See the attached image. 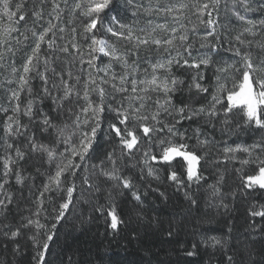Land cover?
Returning <instances> with one entry per match:
<instances>
[{
	"label": "snow or ice",
	"instance_id": "6c2138e0",
	"mask_svg": "<svg viewBox=\"0 0 264 264\" xmlns=\"http://www.w3.org/2000/svg\"><path fill=\"white\" fill-rule=\"evenodd\" d=\"M12 3L13 0H0V68L8 66V57L14 58L20 45L30 42V51L22 58L19 68H17L14 59L10 65L12 78L8 79L7 83H15L16 87L5 88L4 82L0 81V89L7 94V107L0 106V111L5 116L3 136L0 137V146L4 150L3 155L0 156V236L12 242L15 245L13 251L19 254L20 245L17 243V237L25 231L32 233L28 236L34 253L32 264H51L47 260L46 254L51 251V244L57 237V224L64 218L65 211L74 201L73 193L76 190L74 181L79 177L78 170L85 172L81 183L88 185L87 191L89 192L101 191V185L109 181L114 182L113 187L115 188L122 186V189H132V178L123 175L121 165L127 167L124 165V157L126 155L131 157L134 150H139L141 141L147 139L149 147L143 151L142 160L147 167L148 176H155L157 171L149 161H158L170 166L176 157H181L186 162L187 181L198 184L202 179V176L197 172V165L201 157L189 150L186 144H176L167 138L160 139L158 146L162 147V152L159 157L152 154L151 137L161 130L160 125L167 128L171 136H183L184 134L179 133L176 129V124L182 120H192L194 117L200 116L215 118L221 110L227 115L233 110L239 109L243 113L245 124L254 125L257 129H264V17L253 20L235 10L242 9L243 13L264 12V2L234 0L232 14L239 22L240 30L235 36V41L239 46H232L229 50L235 57H239V60L224 68H218L217 71H233L239 78V85L237 88L234 83L233 88L229 90L224 84H219V91L227 92L226 106L221 102V97L214 93L208 106L200 105L198 108L188 104L180 107L173 104L172 94L178 90L179 85L183 84L182 80L173 75V65L188 68H199L200 65L208 66L213 59L211 52L217 51L216 45H211L209 51L193 57L191 51L193 46L188 43L189 36L186 31H180L177 27L170 28L166 22L156 23L153 26L152 20L146 22V27L137 28L135 23L138 21L134 24H124L116 17H112V23L105 26L103 14L109 9L112 0H75L71 12L79 11V15L85 18L83 33L80 34L85 38V45L76 42L77 29L72 27L70 31L73 33V37L70 47L68 44L60 46L56 44L55 40L47 39L49 33L55 35L53 29L57 28V25L53 24L51 20L47 27L37 31L39 21L43 19L44 0L40 2L41 11L33 10L31 12L33 27L25 32H21L20 27L21 22L28 19L27 0H20L15 5V11L11 10ZM64 4L67 6L68 0H64ZM128 4L134 5L137 9L143 7V5H135V0H128ZM220 4L221 0H208L207 3L196 5L200 14L207 12L210 17L207 20L208 26L217 23L211 19L210 9L215 10L218 14ZM254 4H258V7H253ZM186 7L188 5L184 3L160 5L159 0H157V6L153 7L150 0L149 6L144 8V14L148 16L153 13L171 15L174 11L179 12ZM53 14H55V19H60V5L57 0H53L52 12L49 13L50 16ZM136 15L137 12H133V16ZM173 19L178 20L179 17L173 16ZM201 23L204 21L202 20ZM113 25H118L119 29ZM101 28L111 36L123 39L126 42L123 50L110 44L106 39L98 37L96 33ZM64 31V28H59V32L63 33ZM28 32L31 33V37ZM214 32L215 28L213 27V30L206 34L205 41L207 36H212ZM14 34L16 35L14 36ZM246 35L254 38L260 36V39L248 40ZM17 37H23V40ZM60 39H63V36ZM13 40H15V44H13ZM45 43L47 49L43 47ZM253 43L259 49L257 56H253L251 51ZM84 46L88 49L87 60L84 59L85 54L81 52V48ZM200 47L207 48L208 45L202 42ZM71 50H74L75 53L73 60L70 62L65 60V63L74 65L76 61H79L81 65L87 64L89 71L86 72V75L74 73L70 68L67 71H60L54 66L55 62L61 59L59 53L66 57ZM142 52L146 55L142 56ZM173 52L176 53L175 56L172 55ZM97 53L109 58V62L102 68L96 63ZM153 53L156 54L154 62ZM183 53H187V57ZM142 63L148 64V68L151 69L150 73L146 68L143 75L141 74ZM116 65H119V72L114 70ZM84 71L83 68L80 69V73H84ZM100 72H103L104 75H97ZM35 79L41 82L38 91L31 86V82ZM200 79H203V76L199 73L193 76L189 90L194 87L197 93H206L208 89L199 83ZM219 80L220 76H217V82ZM109 88L112 90L111 93ZM24 92L28 94L27 99L23 96ZM116 94H120L119 100H116ZM152 94H156L155 100H153ZM45 100H51L53 111L57 113L56 118L37 106L43 104ZM152 105L155 107L153 108ZM217 105H220V109H217ZM105 113L111 114L107 117L109 122L106 135L118 141L120 156L117 157L116 149H113L98 164L91 165L92 172L89 174L87 162L93 159L98 131L103 130L102 125L106 119ZM61 115H66L67 119L63 123H56V119ZM162 116L170 117L174 123L161 119ZM25 117H27L28 123L24 122ZM223 123L227 125V119ZM35 128H39L42 136L48 137L47 143L42 142V139H37ZM138 129L142 131L143 136L138 135ZM21 139L24 141L23 147L19 144ZM197 142L204 147L211 143L207 138L199 139V129H197ZM61 144L64 145L63 151L59 148ZM252 149H259L261 153H264V144L255 143L251 147L242 149L239 146L237 148L225 147L223 151L227 155L242 150L251 155ZM29 151L40 153L42 157H46L49 165L55 164L54 174L51 170L43 173L46 176V181L43 183L41 197L45 192L63 189L60 195L62 202L58 209L54 208L53 210L52 220L54 222L50 224V228L42 225L38 219L42 201H34L35 211H32L29 216H21L18 223L14 224L8 219L15 201V194L10 190V181L14 177L17 185H25L27 178L23 175L24 170L20 167V162L25 159ZM77 158L80 163L76 162ZM258 160L257 168L251 174L241 177L242 187L247 192H264V159L258 157ZM241 163L248 164L250 161L243 160ZM37 171L39 172V169ZM169 171L168 180L182 186L184 182L177 172L174 169ZM69 177L72 178V182L65 187V181ZM141 178L143 179V174ZM209 188L212 190L213 197L222 195L216 185H209ZM160 195L164 196L165 194L161 192ZM132 196L134 200L141 202V196L137 191H133ZM185 198L192 205L199 206L189 193L185 192ZM109 200L111 201V193ZM212 206L228 208V205L223 201L218 205H209V207ZM16 207L19 208L18 203ZM106 207V215L110 218L109 226L115 231L122 223V219L118 216L116 208L109 205H98L96 211L103 214ZM248 214L253 219L259 217L264 223V203L258 205L254 203L249 208ZM137 218L144 220L139 212ZM149 223H154L159 227L161 221L159 217H154ZM34 228L35 232H33ZM179 231V222L174 218L168 223L166 235L169 238H174ZM260 231L264 232V227H261ZM254 240L253 236V243ZM203 242L220 252L223 257L222 264H264V253H260V260L257 261L254 258L257 253L252 244H247L240 250H233L226 238L213 236ZM73 255L74 253L69 254L67 260L62 258L60 264H75ZM186 255L192 256L194 252L187 251Z\"/></svg>",
	"mask_w": 264,
	"mask_h": 264
},
{
	"label": "trees",
	"instance_id": "16d2710c",
	"mask_svg": "<svg viewBox=\"0 0 264 264\" xmlns=\"http://www.w3.org/2000/svg\"><path fill=\"white\" fill-rule=\"evenodd\" d=\"M52 1L44 0L43 19H46L49 14V5ZM125 1L117 0L114 3L124 4ZM19 2L20 0H13L12 11H15V5ZM40 2L41 0H27L28 19L21 22V32L33 27L31 12L33 10L41 11ZM74 2L75 0H69L68 2L70 3L68 4V12L64 22H62L64 23L62 27H64L65 31L58 36V41L55 40L57 45L64 46L68 44L70 47L73 37V33L70 31L72 27L77 29L76 42L85 45V38L80 36L83 33V22L85 19L83 21L80 20L79 11L76 13L71 12ZM221 2L222 5L218 14L215 10L210 9L212 13L211 19L217 22L213 26L207 25V20L210 17L207 12L203 16L199 14L194 0L181 2L187 4L188 7L176 12L179 19L175 27L179 28L180 31L187 32L189 36L188 43L193 46L191 50L193 57H196L199 53L209 51L211 45H216L217 48V51L211 52L213 59L208 66L200 65L199 68H188L173 65V75L183 81V84L178 86V90L172 94L173 104L177 107L185 104L194 108H198L200 105L208 106L214 93L221 97V102L225 106L227 105V92H220L219 84H224L230 90L233 88L237 76L231 70L218 72L217 69L224 68L239 60V57H235L229 49L232 46H239L235 41V36L240 29L237 24L232 22L229 14L234 0H221ZM260 2H264V0H260ZM114 3L112 1V4ZM253 7H258V4H254ZM246 16L253 20H259L264 17V12H248ZM170 17L171 15L153 13L150 16V20L153 21V26L156 23L166 22L171 28L174 22L169 20ZM200 17L204 21L201 31H205V35L212 31L213 27L215 28L213 35L208 36L206 41H201L199 38L201 32L198 25L202 21ZM137 18H139V14ZM41 21H39V24ZM28 35L31 37L30 32H28ZM96 35L100 37L98 33ZM61 36H63V39H60ZM17 38L23 40V37ZM246 39L259 40L260 36L254 38L246 35ZM202 42L207 43L208 47L201 48ZM29 43L20 45L14 58L8 57V66H6L9 71L8 79L12 78L10 67L12 60H15L16 66L19 68L22 58L30 51ZM13 44H15V40H13ZM125 45L126 42L124 41L116 43V46L121 50H123ZM43 46L45 47L46 45ZM85 48L87 47L81 48V52L84 54H86ZM244 50L247 51L248 49ZM181 51L183 52L182 49ZM251 51L253 56L258 55L259 49L256 48L255 43H253ZM74 54V50H71L66 57L64 54L59 53L58 55L61 56V59L56 61L54 66L60 71H67L70 68L74 73L86 75V72L89 71L87 64L81 65L79 61H76L74 65L65 63V60L72 61ZM183 54L187 57V53ZM141 55L144 56L146 53L142 52ZM172 55L175 56L176 53L173 52ZM97 56L96 63L99 67L102 68L109 62L108 60L105 62L100 53H97ZM152 57L154 62L156 54L153 53ZM84 59H88L87 54L86 56L84 55ZM81 68L85 70L84 73H80ZM146 68L150 73L151 69L148 68V64L142 63V75ZM114 70L119 72V65H116ZM198 73L203 76L199 83L208 89L206 93H197L194 87L189 90L193 76ZM97 75L103 76L104 74L100 72ZM217 76H220L219 82H217ZM8 79L0 77V81L4 82V87H16L15 83L8 84ZM238 85L239 78L237 79V88ZM31 86L38 91L41 82L35 79L31 82ZM108 90L111 93V88ZM26 93L24 92V94ZM152 95L153 100H155L156 94ZM6 96L7 94L0 89V106L7 107ZM119 99L120 94H116V100ZM37 106L54 118L57 117V113L53 111L51 100H45L43 104ZM152 107L154 108L155 106L152 105ZM216 107L220 109V105ZM110 115L105 113L106 119L102 125L103 130L98 131V140L95 144L93 159L87 162L89 174L92 172L91 165L93 163L98 164L113 149H116L117 157L120 156L118 141L106 135L109 122L107 117ZM4 119V113L0 111V137L3 136ZM66 119V115H61L55 122L63 123ZM161 119L174 123L167 116H162ZM225 119L228 121L227 125L223 123ZM24 122L28 123L27 117L24 118ZM160 129L151 137L152 154L159 157L161 152H159L158 141L160 139L167 138L176 144H186L189 150L194 151L201 157L197 165V172L202 176L199 183L187 181L186 167L180 158L173 160L170 166L161 164L158 161H149L157 171L156 176H148L147 167L142 160L143 151L149 147V140L147 139L141 141L139 150H134L131 157L127 155L124 157V165H127V167L121 165L123 175L132 178V189H122V186L121 188H115L113 187L114 182L109 181L101 185V191L89 192L87 191L88 185L81 183L85 172L78 170L79 177L74 181L76 185V190L73 193L74 201L69 209L65 211L64 218L57 224V237L55 242L51 244V251L46 254V258L51 264H60L62 258L67 260V256L73 253L75 264H222L223 257L220 252L203 242L213 236L226 238L233 250H240L245 245L252 244L257 253L254 258L257 261L260 260V253H264V232H261L260 228L264 227V223L259 217L255 219L250 217L248 212L254 203L257 205L264 203V192L245 191L242 187L241 177L251 174L257 168L258 157L259 159H264V153H261L259 149H252L251 155L242 150L226 155L223 150L225 147L237 148L239 146L242 149L251 147L255 143L264 144V129H257L254 125L245 124L243 113L239 109H235L227 115L221 110L215 118L200 116L194 117L192 120H182L179 124H176V129L179 133H183V136H171L163 125H160ZM197 129H199L200 140L207 138L211 141L207 147L197 142ZM34 131L38 140L42 139V142H48V137L42 136L39 128H35ZM137 133L143 136L142 131L139 129ZM182 137H184L183 142H176ZM19 144L23 147L24 141L21 139ZM59 148L63 151L64 145H59ZM3 153V147L0 146V156ZM243 160H248L250 163L242 164L241 161ZM76 162L80 163L78 158ZM20 167L23 168V175L27 179L23 186L17 185L14 177L10 181V190L15 194V201L11 207L8 219L14 224L18 223L21 216H29L32 211H35L36 204L34 201H42L38 219L42 225L50 228V224L54 222L52 220L53 210L54 208L58 209L59 204L62 202L60 195L63 189L45 192L43 197L40 194L43 191V183L46 181V176L43 173L51 170L54 174L55 164L49 165L46 157H42L40 153H31L29 151L25 159L20 162ZM37 169H39V172ZM170 169H174L177 172L180 179L184 182L182 186H178L177 183L168 180ZM142 174L143 179L141 178ZM71 182L72 178L69 177L65 181V187L69 186ZM209 185H216L222 195L213 197ZM133 191L139 193L141 202L133 199ZM161 192L165 195L161 196ZM185 192L189 193L198 202V207L186 200ZM110 193L111 201L109 200ZM221 201L228 205L227 209L215 206L209 207L210 204L218 205ZM17 203L19 208L16 207ZM98 205H109L116 208L122 223L118 225L115 231L109 226L110 218L106 215L107 207L102 214L96 211ZM138 212L141 213L144 220L137 218ZM154 217H159L161 221L159 227L154 223H149ZM174 218L179 222L180 231L174 238H169L166 235V231L168 223ZM33 219H36V217H33ZM35 231L36 229L34 228L33 232ZM31 234L25 231L21 236L17 237V243L20 245L19 254L13 251L15 245L12 242L0 236V264H32L34 253L31 242L28 240V236ZM253 236L255 237L254 243ZM187 251L194 252V255L187 256Z\"/></svg>",
	"mask_w": 264,
	"mask_h": 264
},
{
	"label": "rangeland",
	"instance_id": "374dc122",
	"mask_svg": "<svg viewBox=\"0 0 264 264\" xmlns=\"http://www.w3.org/2000/svg\"><path fill=\"white\" fill-rule=\"evenodd\" d=\"M112 1L114 3L117 0H112ZM183 1H187V0H159V4L160 5H176V4H179V3L183 2ZM57 2L60 5V19L59 20L55 19L54 18V15L55 14H53L51 16L48 14L47 17H46V19H43L41 21V23L39 24V27L37 28V31L42 30L43 27H47L48 22L51 20V22L53 24L57 25V28L53 29V32L55 33V35H53L52 33H49V36H48L47 39H53V40H56V41H58V36L61 34V32H59V28H64V27H62V25L64 24L62 22H64L65 16H66V14L68 12V4H70V3H68L67 6H65L64 0H57ZM68 2H69V0H68ZM149 2H150V0H135V5H143V7L139 8V9H137L134 5H129L128 4V0H126L124 4H119V2L118 3H114V4L111 3L109 9H107L106 12L103 14V24L105 26L109 25L110 23H112L111 18L112 17H116L117 20H119L121 23H124V24H134L135 22L138 21V23H135V26L137 28L146 27L147 26L146 25V22L148 20H150V16L144 14V8H147L149 6ZM194 2H195V4H203V3H207L208 0H194ZM151 4H152L153 7H156L157 6V0H151ZM221 5H222V2L220 4V6ZM49 6H50L49 13H51L52 12L53 1H52V3ZM233 10H234L233 9V6H231V9L229 10L230 11L229 14L231 16V20H232V22L234 24H237V26H239V22L236 21L235 17L232 14L233 13ZM235 10H238L242 14L246 15V13H243V10L242 9H235ZM116 11H117V13H116ZM133 12H137V15L136 16H133ZM174 12L175 13H172L171 14V17L169 19V20H172L174 22V25L172 27H175L176 22H177V20H174L173 19V16H177V13H176L177 11H174ZM138 14H139V18H137L138 17ZM201 15L203 16V14H201ZM79 17L81 18L80 19L81 21H83V19H85L82 16H79ZM200 19L203 20L202 17H200ZM199 23H200V25H198V28L200 29V32H201L200 33L201 35H200L199 38H200L201 41H205V39H204L206 37L205 31H203V32L201 31L202 30L201 28L203 27V23H201V22H199ZM113 27L119 29V26L118 25H113ZM207 31H208V29H207ZM97 33L99 34L100 37L106 39L110 44H114L115 46H116V43L118 41H121V42L124 41L121 38L113 37L110 34L106 33L103 30V28H101V30L98 31ZM207 38H208V36H207ZM45 45L46 46L45 47L43 46V47L44 48H47V44L46 43H45ZM87 51H88V49L85 48V53L86 54H87ZM86 54H85V56H86ZM101 56L103 57V59H104L105 62H106V60L109 61V58L108 57L103 56V54H101ZM85 59H86V57H85ZM8 76H9L8 69L6 67L0 68V77H2L4 79H6V78L8 79L9 78ZM237 79H238V77L236 78V82H235L236 85H237ZM23 96H24L25 99H27L28 94L27 93L26 94L23 93ZM9 115H10V113H9ZM183 140H184V137L180 138L176 142H183ZM159 148H160L159 152H162V147H159ZM178 158H180L181 161H183V159L181 157H176L175 159H178ZM183 163L185 164V167H186V162L183 161Z\"/></svg>",
	"mask_w": 264,
	"mask_h": 264
}]
</instances>
